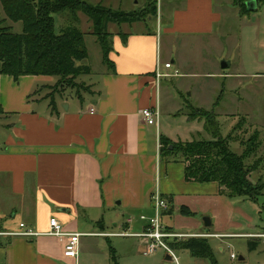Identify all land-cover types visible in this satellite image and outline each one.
<instances>
[{
  "label": "crops",
  "instance_id": "0c3cea01",
  "mask_svg": "<svg viewBox=\"0 0 264 264\" xmlns=\"http://www.w3.org/2000/svg\"><path fill=\"white\" fill-rule=\"evenodd\" d=\"M147 2L98 0L97 4L120 9L128 3L133 6L124 10H135L134 5L143 9ZM232 3L157 0L156 17L149 20H155L156 32L142 21L116 24L115 33L108 31V58L114 69L102 73L101 90L86 104L83 97L81 103H75L63 92L59 100L55 99V110L47 106L35 110L38 100L28 96L39 82H48L50 77L24 75L14 81L0 74V108L11 114L5 123L10 133L4 141L5 149L0 150L2 264H179V258L183 264H210L185 251L180 256L175 253L176 262L163 248L143 254L139 238L114 235L143 230L146 221L140 216L154 215L151 194L156 187L172 209L171 214L164 210L161 222L172 231L192 237L215 234L205 238L219 264L215 250L220 252L222 247L215 244L233 238L264 244V209L259 198L257 202L230 199L219 193L215 182L186 181L182 162L159 156V125L152 138L153 131L140 114L143 108L157 106L159 111L157 65L162 72H173L163 71L159 61V31L168 42L166 58L170 60L165 62L176 64L174 58H181L177 51L180 47L192 43L199 46L203 37L210 44L220 41L216 32L224 14L237 10ZM77 16L81 20L80 12ZM139 23L141 29L134 31ZM126 25L128 28H123ZM159 160L165 161L161 167ZM116 205H121L124 212L107 218L103 209L111 210ZM181 206L192 215L181 214ZM51 216L65 231L82 233L77 259L64 256L63 242L54 236L15 234L26 229L44 233ZM203 216L210 218L209 227L204 226Z\"/></svg>",
  "mask_w": 264,
  "mask_h": 264
},
{
  "label": "rangeland",
  "instance_id": "374dc122",
  "mask_svg": "<svg viewBox=\"0 0 264 264\" xmlns=\"http://www.w3.org/2000/svg\"><path fill=\"white\" fill-rule=\"evenodd\" d=\"M85 1L97 4L98 0ZM104 3L102 4L107 7ZM132 6L133 4L127 3L121 6L120 10L131 11L132 9H124H130ZM134 8L140 10L138 5H134ZM236 8L237 10L231 9L226 16L224 14L220 30L216 32L219 42L210 44L206 37H203V39L200 38L201 45L196 46L192 43L177 50L181 58H174L176 64H172V71L177 70L179 75L163 77L159 80L157 102L159 135L169 137L168 139L173 142L212 138L210 130L205 129L203 119H188L190 111L186 102L194 107L203 108L215 116L222 136L234 130L233 136H236L229 146L237 154L243 150L241 140H247L252 134H256L260 144L256 152L246 159V163L253 164L258 160L256 169L250 172V180L264 181V0H257L256 7L250 11L244 10L242 15L239 13L241 11L239 7ZM112 9L118 10L119 8L112 7ZM80 16L81 20L75 25L83 33L87 58L82 63L88 65L90 71L69 82L57 83L59 79L57 76H49L48 82H39L28 96L38 100L34 104L35 110H38L40 106H47L51 109L52 98L59 100L63 92L65 97L73 99L75 103H81L79 99L83 97V102L86 104L92 94L95 95L101 90L102 73L110 68L102 62L101 47L92 34L91 22L82 12ZM54 19L55 30L58 32L67 24L68 12L55 14ZM0 20H3L4 26L11 27L12 32H22L21 22L9 19L1 3ZM144 23H147L150 30L156 32L155 20H148ZM141 25L142 23L135 24L137 29L134 31L141 29ZM127 26L123 28H128ZM110 30L115 33L118 30L117 25L109 23L108 31ZM160 35L159 53L162 58H159V61L165 71L163 64L166 60H170L166 58L168 42L161 30ZM221 61H228L230 66L225 69L221 68ZM9 116L11 114L0 112V150L5 149L4 141L10 133L5 126V123L10 120ZM149 127V130L153 131L152 138H154L156 127L155 125H149ZM164 162L159 160V167ZM258 202L264 209V195L259 197ZM122 209L124 208L121 205H116L114 209H103V211L107 218H111L113 215H121L124 212L121 211ZM262 217L264 218V214ZM199 235V237H207L203 234ZM249 240L248 238H233L227 239L225 243L215 244L216 248L219 245L222 247L220 252L215 250L220 264H264V244L250 251L248 249ZM182 251L189 254L186 249H178L175 253L180 256ZM231 252L236 255L233 260L229 259ZM241 256L245 259H240ZM0 259V264H2V258ZM179 264H183L180 258Z\"/></svg>",
  "mask_w": 264,
  "mask_h": 264
},
{
  "label": "trees",
  "instance_id": "16d2710c",
  "mask_svg": "<svg viewBox=\"0 0 264 264\" xmlns=\"http://www.w3.org/2000/svg\"><path fill=\"white\" fill-rule=\"evenodd\" d=\"M246 1L248 0H232V5L241 10V15L244 10L250 11ZM0 3L9 19L22 24V32L14 33L11 27L4 26L3 20H0V74L8 75L14 81L24 75L57 76V83L69 82L90 71V67L82 63L87 58V52L83 44V33L75 25L79 21L78 12L85 14L91 22L92 34L101 47L102 62L114 69L113 62L108 58L111 35L107 24L147 22L156 17L157 10V0H148L143 9L132 11L115 10L85 0H0ZM64 12H68L67 24L56 32L54 15ZM186 105L190 111L188 119H203L205 129L210 130L213 137L173 142L159 135L160 158L182 162L186 181L215 182L219 186V193L230 199L246 198L257 202L264 195V181L250 180V172L256 169L258 160L253 164L246 163V159L256 152L260 144L256 134H252L247 140H241L243 150L237 154L229 146L236 136H233L234 130L222 136L212 113L194 107L189 102ZM50 107L51 110L56 108L54 98ZM167 212L171 214V207ZM179 212L192 215L184 206L180 207ZM166 228L172 230L170 227ZM248 242L250 251L257 248L256 241ZM170 245L175 249H187L191 256L207 259L210 264H219L205 237L180 239L170 242Z\"/></svg>",
  "mask_w": 264,
  "mask_h": 264
},
{
  "label": "built area",
  "instance_id": "2783aa9c",
  "mask_svg": "<svg viewBox=\"0 0 264 264\" xmlns=\"http://www.w3.org/2000/svg\"><path fill=\"white\" fill-rule=\"evenodd\" d=\"M163 68L166 70L172 69V64L170 62H165L163 64ZM177 70L173 72H162L159 68V64L155 70V77L156 80L163 77H174L177 76ZM93 109H90L92 112ZM140 114L147 125H155L158 127V120H159V111L156 108H143L140 111ZM160 144L158 142L157 147L159 148ZM151 201L152 206L154 209V215L152 217H146L144 215L140 216L141 220L146 221L143 230L140 232H132L130 230L121 231L119 233H115L116 236H133L140 239L142 245H144L143 254H152L158 248H163L167 254L173 259L175 262L176 255L175 249L170 245V242L177 241L182 238L192 237V234H181L172 230H168L166 226L161 222V217L164 212L169 207V202L162 197L159 190L154 189L151 194ZM130 222V219H128ZM21 228L24 227L23 223L19 225ZM21 236H33V235H50L56 237L58 240L63 242V254L66 257L77 259L79 253V240L82 233L78 232H67L64 230L63 225L61 222L54 216H51L48 220V229L44 233H35L32 230H24L21 232L15 233ZM213 236V234H203V236ZM230 258L235 259L236 255L231 252Z\"/></svg>",
  "mask_w": 264,
  "mask_h": 264
},
{
  "label": "water",
  "instance_id": "95a60500",
  "mask_svg": "<svg viewBox=\"0 0 264 264\" xmlns=\"http://www.w3.org/2000/svg\"><path fill=\"white\" fill-rule=\"evenodd\" d=\"M248 9L252 10L256 7V0H248L245 2ZM230 66L228 61H221V68L225 69ZM202 221L205 227H209L211 225L210 218L208 216H203ZM242 259L241 257H239Z\"/></svg>",
  "mask_w": 264,
  "mask_h": 264
}]
</instances>
